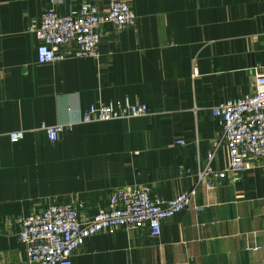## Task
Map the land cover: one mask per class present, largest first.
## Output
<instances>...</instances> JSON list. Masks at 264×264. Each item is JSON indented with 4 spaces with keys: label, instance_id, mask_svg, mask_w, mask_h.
Instances as JSON below:
<instances>
[{
    "label": "crops",
    "instance_id": "0c3cea01",
    "mask_svg": "<svg viewBox=\"0 0 264 264\" xmlns=\"http://www.w3.org/2000/svg\"><path fill=\"white\" fill-rule=\"evenodd\" d=\"M93 1L108 12V0ZM129 2L136 26H102L99 58H77L72 42L63 61L42 65L34 28L46 0H0V264L26 262L19 216L71 204L91 220L119 188H148L167 200L192 189L221 132L212 108L255 91L264 72V0ZM81 3L56 8L65 14ZM126 101L150 114L81 122L92 105ZM42 125L73 127L52 143ZM12 132L25 138L13 142ZM229 164L222 146L214 166ZM252 165L212 190L200 184L160 237L102 232L73 264H264V167Z\"/></svg>",
    "mask_w": 264,
    "mask_h": 264
},
{
    "label": "built area",
    "instance_id": "2783aa9c",
    "mask_svg": "<svg viewBox=\"0 0 264 264\" xmlns=\"http://www.w3.org/2000/svg\"><path fill=\"white\" fill-rule=\"evenodd\" d=\"M61 1L46 0L40 26L34 28L39 41L38 63L42 65L63 61V49L72 42L77 46V58H99L102 26L112 24L116 30L123 31L137 24L129 0H108L106 13L93 0H82L77 8L59 14L56 7ZM149 114L145 104L100 103L90 106L81 122H111ZM212 115L221 128L220 136L201 163L192 189L167 200L148 188H119L110 194L109 209L99 211L91 220H81L82 206L71 204L52 205L40 213L19 216L15 223L19 227L18 238L26 247L25 264H73L74 256L86 241L102 232L145 229L158 238L166 220L192 206L200 184L212 190L215 182H222L229 174L250 170L254 162L264 167V72L257 74L253 94L214 106ZM72 127L42 125L39 130L55 143ZM8 137L18 142L25 138V132H12ZM178 144L183 145L184 141ZM222 146L228 149L230 164L219 169L214 166V160Z\"/></svg>",
    "mask_w": 264,
    "mask_h": 264
}]
</instances>
